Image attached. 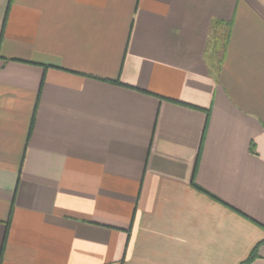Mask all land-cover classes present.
I'll list each match as a JSON object with an SVG mask.
<instances>
[{"label": "crops", "instance_id": "0c3cea01", "mask_svg": "<svg viewBox=\"0 0 264 264\" xmlns=\"http://www.w3.org/2000/svg\"><path fill=\"white\" fill-rule=\"evenodd\" d=\"M263 241L264 0H0V264Z\"/></svg>", "mask_w": 264, "mask_h": 264}, {"label": "trees", "instance_id": "16d2710c", "mask_svg": "<svg viewBox=\"0 0 264 264\" xmlns=\"http://www.w3.org/2000/svg\"><path fill=\"white\" fill-rule=\"evenodd\" d=\"M113 83L115 84H120L118 81H114ZM264 242V241H263ZM260 244V243H259ZM259 244H257L248 254V256L246 257V259H244L242 262H240L239 264H250L257 256V250L259 247Z\"/></svg>", "mask_w": 264, "mask_h": 264}]
</instances>
